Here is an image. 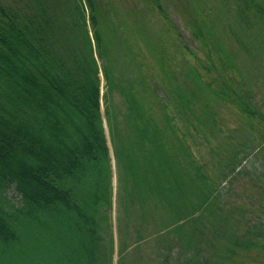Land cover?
Instances as JSON below:
<instances>
[{"label":"trees","instance_id":"trees-1","mask_svg":"<svg viewBox=\"0 0 264 264\" xmlns=\"http://www.w3.org/2000/svg\"><path fill=\"white\" fill-rule=\"evenodd\" d=\"M245 2L255 15L264 12L261 1ZM191 19L190 34L205 60L180 45L179 67L190 86L176 82L171 91L164 80H175L174 70L164 52L154 56L161 74L156 82L109 0H0V264H107L106 246L92 233L91 207L111 192L109 146L117 185L128 186L136 200L167 208L168 227L175 230L188 208L224 212L220 199L236 195L232 186L245 175L246 186L264 198V173L260 178L245 170L250 158L264 159L263 102L254 101L245 82L236 79V53L222 48L216 28L201 13ZM133 27L156 50L141 17L135 15L129 31ZM236 41L249 52L250 44ZM211 54H217L219 70ZM211 70L215 75L207 81L204 74ZM220 99L234 102L240 114L231 127L216 119L211 102ZM193 100L201 103L197 110ZM186 127L191 133L199 129L214 158L211 167L189 159L182 141ZM220 134L224 139L216 145ZM10 186L19 205L4 194ZM71 198L88 205V215L81 217L89 233H70L72 247L58 257L40 255L39 219L55 212L57 200L67 207ZM259 221L249 217L246 232L227 239L247 254L264 251Z\"/></svg>","mask_w":264,"mask_h":264},{"label":"rangeland","instance_id":"rangeland-1","mask_svg":"<svg viewBox=\"0 0 264 264\" xmlns=\"http://www.w3.org/2000/svg\"><path fill=\"white\" fill-rule=\"evenodd\" d=\"M254 1H261L264 5V0ZM109 2L116 8V19L128 27L125 33L129 41L137 48L138 54L146 59L148 77L156 82L160 81L161 74L154 56L158 51L164 52L165 58L170 61L174 70L175 80L170 84L168 80H164V85L171 91L176 82H182L185 89L190 86L186 83L184 68L179 67L180 45L186 44L191 50H195L196 59L205 60L199 42L192 38L189 30L191 18L201 13L202 18H207V22L216 28L217 41L222 48L227 53H236L235 62L238 71L233 73L237 80H243L252 91L254 101L263 102L264 111V29L262 28L264 12L259 16L255 15L254 9L246 7L245 0H109ZM135 15L145 21V26L152 37L151 43L156 50L147 48L146 42L141 39L142 34H137L135 27L129 31L133 26ZM218 26H222L223 31L218 30ZM121 28L123 29V26ZM229 30H233L234 35ZM236 39L250 44L249 52L256 57L241 48ZM185 57L189 59L186 54ZM211 58L219 70L217 54H211ZM191 61L193 62L192 58L189 59V63ZM214 75L213 70L204 74L207 81ZM239 75H242L243 79H240ZM212 86L219 89L215 82ZM160 94L162 95L163 92L160 91ZM174 94L171 92L172 97ZM168 104L169 111L173 110V104L170 102ZM191 105L197 110L201 103L193 100ZM211 106L216 110V119L223 127H231L239 122L240 114L238 115L234 102L220 99L217 103L211 102ZM190 121L195 120L190 119ZM198 126L203 133L199 122ZM199 129L193 130L195 133H191L189 128L188 132L187 127L185 132L182 129V141L188 146L189 159L194 165L204 161L211 167L214 158L198 136ZM221 139H224L221 134L216 136V145L221 143ZM109 155L111 192H107L104 198L91 207L94 211V219L91 222L94 223L91 227L92 233H99L102 246H106L104 252L109 259L111 258L107 264H264V251L256 249L248 251L247 254L237 249L227 239L230 234L240 235L244 233V229L246 232L245 227L248 225L249 217L251 219L258 217L264 228L263 195L246 186V175L233 184L236 195L228 193L220 199L224 201L223 206L227 207L224 212L215 211L211 214L204 206L188 208L182 219V225L175 230L174 226L168 227L171 217L167 208L136 200L134 192H131L128 186L117 185L110 146ZM185 160L189 162L187 158ZM249 160L245 164L246 172H255L261 178V174L264 173V159ZM193 164L189 163V167L194 166ZM253 181L257 182L255 179ZM221 185L224 186V182ZM4 194L14 205H19L18 195L12 186L8 187ZM70 202L66 207L62 205L66 202L57 200L54 205L55 212L39 219L37 236L40 255L41 251H44L50 256L58 257L71 249L73 237L70 233H89V224L86 220L84 224L81 217L82 212L88 215V205L86 204L85 207L77 198H71ZM234 207L240 212L235 213ZM85 226L87 230H84ZM187 234L189 236L185 239ZM187 250H191L192 259H189Z\"/></svg>","mask_w":264,"mask_h":264},{"label":"crops","instance_id":"crops-1","mask_svg":"<svg viewBox=\"0 0 264 264\" xmlns=\"http://www.w3.org/2000/svg\"><path fill=\"white\" fill-rule=\"evenodd\" d=\"M52 216V215H51Z\"/></svg>","mask_w":264,"mask_h":264}]
</instances>
